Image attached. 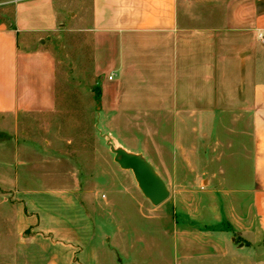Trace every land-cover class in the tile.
I'll return each instance as SVG.
<instances>
[{
  "label": "crops",
  "instance_id": "obj_1",
  "mask_svg": "<svg viewBox=\"0 0 264 264\" xmlns=\"http://www.w3.org/2000/svg\"><path fill=\"white\" fill-rule=\"evenodd\" d=\"M5 5L13 13L0 17V139L11 134L7 126L19 132L27 117L55 111L58 60L49 41L68 26L90 46L98 122L110 141L149 155L153 167H244L249 200L239 198L245 205L229 227L245 238L237 250L260 255L248 264H264V0H0ZM8 145L0 142L3 168L21 156ZM207 215L213 223L187 225V248L220 250L227 230ZM17 218L23 241L49 242V264H112L88 224L61 232L55 212L26 206Z\"/></svg>",
  "mask_w": 264,
  "mask_h": 264
},
{
  "label": "rangeland",
  "instance_id": "obj_2",
  "mask_svg": "<svg viewBox=\"0 0 264 264\" xmlns=\"http://www.w3.org/2000/svg\"><path fill=\"white\" fill-rule=\"evenodd\" d=\"M12 13L11 5L0 7V17ZM49 45L58 60L55 111L27 117L19 132L7 126L11 134L0 139L9 144V153L21 155L11 157L13 167H0V264H49L52 259L49 242L22 240L17 214L24 206L41 216L55 212L61 232L88 224L112 264H235V258L248 264V258H259L248 247L250 254L237 250L235 243L245 238L228 222L234 212H242L241 200H249L244 167H154L170 195L153 204L134 171L121 166L109 143L113 140L98 122L100 86L85 35L66 26L53 33ZM70 163L76 167H65ZM210 213L221 217L227 230L216 246L220 250L199 251L193 242L187 248V225L198 230L199 222L213 223L204 220ZM186 215L191 218L185 220ZM230 233L236 235L234 242Z\"/></svg>",
  "mask_w": 264,
  "mask_h": 264
},
{
  "label": "water",
  "instance_id": "obj_3",
  "mask_svg": "<svg viewBox=\"0 0 264 264\" xmlns=\"http://www.w3.org/2000/svg\"><path fill=\"white\" fill-rule=\"evenodd\" d=\"M109 143L119 158L121 166L134 171L141 190L153 204L159 205L167 200L170 191L166 182L143 155L130 153L122 147L115 146L112 142Z\"/></svg>",
  "mask_w": 264,
  "mask_h": 264
},
{
  "label": "trees",
  "instance_id": "obj_4",
  "mask_svg": "<svg viewBox=\"0 0 264 264\" xmlns=\"http://www.w3.org/2000/svg\"><path fill=\"white\" fill-rule=\"evenodd\" d=\"M99 96H100V91H99Z\"/></svg>",
  "mask_w": 264,
  "mask_h": 264
},
{
  "label": "built area",
  "instance_id": "obj_5",
  "mask_svg": "<svg viewBox=\"0 0 264 264\" xmlns=\"http://www.w3.org/2000/svg\"><path fill=\"white\" fill-rule=\"evenodd\" d=\"M110 78H112V76H110Z\"/></svg>",
  "mask_w": 264,
  "mask_h": 264
}]
</instances>
